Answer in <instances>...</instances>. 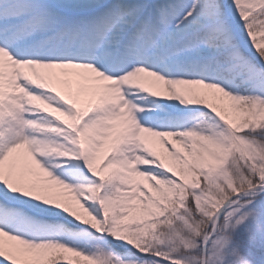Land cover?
I'll return each mask as SVG.
<instances>
[{
    "label": "snow or ice",
    "instance_id": "obj_1",
    "mask_svg": "<svg viewBox=\"0 0 264 264\" xmlns=\"http://www.w3.org/2000/svg\"><path fill=\"white\" fill-rule=\"evenodd\" d=\"M0 264H264V0H0Z\"/></svg>",
    "mask_w": 264,
    "mask_h": 264
}]
</instances>
